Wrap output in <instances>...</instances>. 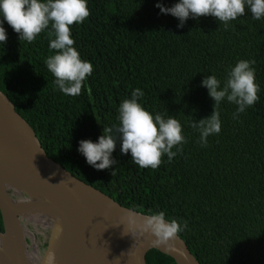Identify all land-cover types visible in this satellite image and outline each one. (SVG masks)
<instances>
[{
	"label": "trees",
	"instance_id": "trees-1",
	"mask_svg": "<svg viewBox=\"0 0 264 264\" xmlns=\"http://www.w3.org/2000/svg\"><path fill=\"white\" fill-rule=\"evenodd\" d=\"M178 2L87 0L90 15L71 26V36L93 72L77 96L63 94L46 67L55 51L49 49L50 26L29 43L5 21L0 91L49 158L123 207L176 220L182 226L178 235L201 264H264V17L253 19L246 7L227 27L209 15L190 16L178 28V18L156 7ZM241 59L255 60L259 100L238 119V106L223 100L221 131L202 146L191 125L210 116L215 102L201 82L215 75L223 86ZM137 88L144 93L138 102L153 116L181 123L187 143L171 161L165 154L157 168H141L130 152H121L114 131L117 163L95 169L78 151L79 142H98L104 127L118 126L119 106ZM47 240L38 243L41 252ZM146 263L176 264L156 249Z\"/></svg>",
	"mask_w": 264,
	"mask_h": 264
},
{
	"label": "clouds",
	"instance_id": "clouds-1",
	"mask_svg": "<svg viewBox=\"0 0 264 264\" xmlns=\"http://www.w3.org/2000/svg\"><path fill=\"white\" fill-rule=\"evenodd\" d=\"M161 14H171L179 19L178 28L184 26L191 16L215 17L228 22L243 16L246 7L253 19L264 17V0H179L172 7H164L157 3ZM90 11L87 0H0V44L6 43L7 33L3 27L6 21L19 34L20 40L31 43L46 29L49 36V49L55 50L45 61L46 67L52 73L56 87L65 95L77 96L81 94L86 77L92 75L93 65L81 59L74 47L75 41L71 36V26L82 23ZM255 60H239L227 74L221 86V81L215 75L206 76L201 86L206 87L208 95L214 100L212 114L199 121L193 120L191 127L199 132V142L207 146L208 137L221 131L219 105L223 100L236 104L234 119L258 100L260 86L255 82ZM90 92L91 89L89 88ZM144 95L139 88L131 93V98L124 99L118 109V126L103 128V134L98 142L81 140L78 151L86 158V162L97 170L109 169L116 164L112 153L117 145L114 131L119 133V142L123 154L131 153V160L141 168H157L166 154L171 161L182 145L187 143L183 135L181 123L173 116L165 118L162 114L154 116L139 102ZM176 151H173V149ZM115 175V171L111 173ZM18 202V201H17ZM23 205L22 202H19ZM23 224V220H20ZM30 222H25V226ZM186 223L183 227H186ZM143 230L152 232L157 239L156 244H166L169 239L182 230L176 220L165 221L164 213L153 215L144 221ZM170 246V245H169ZM55 260V254L49 253V264Z\"/></svg>",
	"mask_w": 264,
	"mask_h": 264
},
{
	"label": "water",
	"instance_id": "water-1",
	"mask_svg": "<svg viewBox=\"0 0 264 264\" xmlns=\"http://www.w3.org/2000/svg\"><path fill=\"white\" fill-rule=\"evenodd\" d=\"M26 199H31L27 206L33 209L37 203L41 206L42 219L51 226L42 252L25 229L31 218L16 202ZM0 215V264H49V253L55 254L52 264H147L152 249L176 264H201L178 234L166 244L154 243L157 237L142 228L151 216L123 207L49 158L1 91ZM126 230L142 237L133 261L121 235Z\"/></svg>",
	"mask_w": 264,
	"mask_h": 264
},
{
	"label": "bare ground",
	"instance_id": "bare-ground-1",
	"mask_svg": "<svg viewBox=\"0 0 264 264\" xmlns=\"http://www.w3.org/2000/svg\"><path fill=\"white\" fill-rule=\"evenodd\" d=\"M17 203H18V206H20V211L23 213L24 216H26V217L29 216V217L33 218V221L42 227H48V225L50 226V223L42 222L39 219V217H37L38 213L35 211V209L32 208V206L22 205L19 202H17ZM37 209L41 212V206L38 203H37ZM32 216H34V217H32ZM36 217H37V220H36ZM131 233H132L131 231L126 230V231L121 232V235H122V239H123L124 243H126V249H127L129 258H130V260L133 261L136 259V255H137L142 237L140 235H134ZM29 235L31 237H33L32 234H29ZM135 263H137V260L135 261Z\"/></svg>",
	"mask_w": 264,
	"mask_h": 264
},
{
	"label": "rangeland",
	"instance_id": "rangeland-1",
	"mask_svg": "<svg viewBox=\"0 0 264 264\" xmlns=\"http://www.w3.org/2000/svg\"><path fill=\"white\" fill-rule=\"evenodd\" d=\"M31 200L30 199H26L25 202L23 203V205H27L30 204ZM35 211L38 213V217L42 222H45L44 219H42V211L40 212L37 207H35ZM28 218H31L28 216ZM32 222L28 225L25 226V229L28 231V234L31 233L33 236V241L37 244L40 243V241H42L43 239H45V241L47 240V237L49 236V229L48 227H42L39 224L35 223L33 221V218L30 219ZM37 220V217H36ZM28 221V220H27Z\"/></svg>",
	"mask_w": 264,
	"mask_h": 264
}]
</instances>
